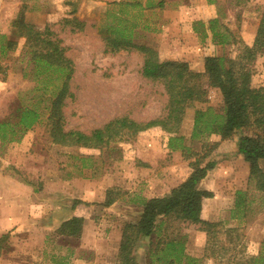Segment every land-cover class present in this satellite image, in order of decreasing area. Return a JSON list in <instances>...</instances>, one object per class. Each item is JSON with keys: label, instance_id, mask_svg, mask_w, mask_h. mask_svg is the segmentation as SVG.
<instances>
[{"label": "rangeland", "instance_id": "rangeland-1", "mask_svg": "<svg viewBox=\"0 0 264 264\" xmlns=\"http://www.w3.org/2000/svg\"><path fill=\"white\" fill-rule=\"evenodd\" d=\"M29 10L37 12L32 17L35 29L47 39L57 40L71 62L72 74L61 103L55 101L64 83L63 74L32 59L33 50L40 47L32 36L27 39L24 28L13 25L16 20L30 18ZM263 10L264 0H213L211 4L207 0H0V28L8 31L12 26L14 31L12 38L0 35V65L4 70L0 74V190L3 173L21 178L35 191L43 186L44 179H61L87 193L95 186L99 192L118 187L128 195L162 197L188 176L194 159L200 158L203 164L213 160L215 166L200 187L212 193L203 201L202 219L219 223L211 242L213 254L204 252L206 234L198 226L177 223L174 227L185 235L186 253L197 258L196 264H248L260 251L264 236V193L256 191L249 181L248 166L237 152V144L240 136L252 135L253 131L238 130L222 141L215 135L195 141L190 138L196 109H221L222 96L217 89L210 88L205 103H195L185 112L179 135L189 152L169 151L167 137L159 128L134 136L125 134L107 148H89L53 142L52 127L57 124L62 131L89 133L114 118L144 122L163 114L166 98L161 84L141 75L143 56L137 49L112 50L107 42V37H113L111 28L132 26L133 42L155 44L161 59L185 60L192 70L202 71L206 55H228L236 52V47L212 46L195 33L191 38L185 30L176 32L173 18L206 22L218 17L238 39L250 45ZM74 17L87 19L82 30L63 21ZM44 28L50 34H45ZM162 35L185 40L186 45L181 50L175 43L172 49L159 43ZM258 59L252 76L254 86L264 85V55ZM24 109L37 115L26 130L18 125ZM57 109L60 117L53 119ZM214 142L218 146L209 157H202L205 144ZM261 166L264 169V161ZM239 189L247 191L248 205L243 213L233 210L234 193ZM127 197L123 195L116 202L115 210L104 209L99 199L77 205L78 213L99 228L97 252L80 250L79 255L96 257L99 264L117 263L112 228L119 230L124 222L135 220L141 209L128 203ZM3 218L0 215V221ZM44 234L45 250L60 253L56 251L60 238L54 232ZM9 235L11 248L1 259L21 264L39 261L34 249L39 246L40 232L31 233L21 225ZM142 248H136L135 255L141 256Z\"/></svg>", "mask_w": 264, "mask_h": 264}, {"label": "trees", "instance_id": "trees-1", "mask_svg": "<svg viewBox=\"0 0 264 264\" xmlns=\"http://www.w3.org/2000/svg\"><path fill=\"white\" fill-rule=\"evenodd\" d=\"M213 3V0H207ZM65 23L77 25L79 30L85 23L77 18L64 19ZM14 26H21L28 36H32L35 45L40 49L33 50L32 59L46 68L54 67L64 76V83L57 95L56 103H61L67 94V81L71 78V62L64 57V48L59 42H54L43 36V32L35 29V25L23 20L13 22ZM111 36L107 37L108 45L113 51L119 49H137L143 56L141 75L151 81H157L162 86L166 98L164 112L158 118L144 122H137L127 117L114 118L103 127L95 128L89 133L78 130L62 131L61 125L52 127L53 142L63 145H77L89 148H107L110 144L120 140L123 135H137L151 128H159L167 137L169 151L180 150L189 152L183 143V136L179 130L188 107L195 103L207 101L210 88L217 89L222 96V107L196 109L191 129V140H203L210 135L218 136L220 141L232 137L238 130L251 129L252 135H243L238 139L237 152L248 166V178L258 192L264 193V85L254 86L252 76L254 63L264 55V10L259 19L252 43L246 44L218 17L206 22L197 20L192 23V31L204 41L210 36L213 45L220 47L234 46L236 52L228 55H211L203 58L202 71L192 70L188 63L180 60L161 59L159 51L146 44L133 42L132 26L111 28ZM45 34H50L44 28ZM53 34V33H52ZM4 70L0 65V74ZM52 118L60 117L59 109ZM37 119V115L30 109H24L19 119V127L24 130L30 128ZM2 132L3 129H0ZM3 136V134H2ZM202 157H209L217 142L206 145ZM192 170L188 176L173 187L162 197L145 198L140 195H128L118 187L106 189L104 207L122 200L127 195V202L141 207L140 215L134 222H124L120 229V240L117 249L116 264H138L136 248H145L146 264H196L197 258L186 253V237L174 227L177 223L196 225L206 234L204 252L213 254L212 243L218 222L202 219L203 201L211 198L212 193L199 187L200 182L215 166L213 160L203 164L200 158L190 162ZM81 200H74L73 208L81 204ZM248 205L247 191L236 190L234 193L233 210L243 213ZM84 218L72 216L54 231L57 237H71L79 239ZM9 232L0 236V254L10 250ZM64 242V240H62ZM145 245V246H143ZM142 248V249H143ZM248 264H264V236L260 251L252 256Z\"/></svg>", "mask_w": 264, "mask_h": 264}, {"label": "crops", "instance_id": "crops-1", "mask_svg": "<svg viewBox=\"0 0 264 264\" xmlns=\"http://www.w3.org/2000/svg\"><path fill=\"white\" fill-rule=\"evenodd\" d=\"M26 13L27 17L28 15L31 17L27 18L25 22L33 24L34 20L32 17L37 12L29 10ZM193 19L194 18H191L188 21L187 18L178 19V17L175 16L173 18L174 30L176 32H182V30H185L187 31L185 35H190L192 38V36L195 35L192 31ZM80 20L84 22L87 21L85 17H82V19L80 18ZM13 32L12 26L8 31L7 29L0 28V35L6 34L5 36L7 38H12L14 36ZM207 39L210 45L215 46L212 44L210 36ZM159 43H166V45L172 49L176 43L178 47L180 46L181 50L184 47L183 44L186 45L185 40L179 41L178 38L174 39V36H168L165 38L163 35L160 37ZM141 44H146L158 49V46L156 47L155 44L143 42ZM202 65L203 60L201 67ZM5 176L6 175L1 173L3 187L0 190V215L5 218H3V221H0V236L16 227L25 225L31 233L40 232L42 235V237L38 239L39 246L34 249L35 253H38L37 256H39V261L36 262V264H99V259H96V257L92 258L90 256L88 258L87 256L79 255L80 250H87L90 252L96 250L94 252H97V236L99 234L97 231H99V228L89 217L79 214L78 207L73 208V203L76 199L89 203L97 202L99 199L100 203H102L105 196V190L99 192L95 186L87 193L82 189L75 188L73 185H70V181L59 179L55 182H51V180L48 179H41L43 180V186L39 187V189L35 191L31 185L23 182L21 178H18L17 176ZM10 182H13L14 185H11ZM50 185H53V187L50 188ZM199 187H201V182ZM54 189L58 190L59 192ZM115 204L116 202L108 207H104V209L115 210L113 207ZM72 216H83L84 218L82 232L79 239L63 237L64 239L60 240L61 245H59L56 249V251H60L61 254L57 252H47L45 250L44 233L54 232L62 224V222L68 220ZM138 217L135 220L129 222L136 221ZM111 232L116 238L115 245L116 249H118L121 234L120 229L118 230L113 227ZM62 240H64V242H62ZM107 249H111V247L108 245ZM141 253V256L136 255L138 264L145 263V248L141 250ZM2 257H4L3 254H0V264H21L18 262V260L8 261L1 259Z\"/></svg>", "mask_w": 264, "mask_h": 264}]
</instances>
